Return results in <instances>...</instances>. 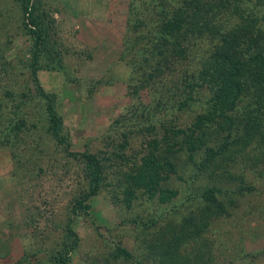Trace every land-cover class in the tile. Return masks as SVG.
Wrapping results in <instances>:
<instances>
[{"label":"rangeland","instance_id":"obj_1","mask_svg":"<svg viewBox=\"0 0 264 264\" xmlns=\"http://www.w3.org/2000/svg\"><path fill=\"white\" fill-rule=\"evenodd\" d=\"M36 2L52 19L50 37L60 56L58 67L44 66L47 59L40 57L37 81L53 93L70 148L102 158L103 180L88 199L87 212L74 216L77 240L71 248L65 224L86 184L82 163L47 132L43 102L34 93L26 63L29 39L18 4L0 0V264H54L64 249H69L64 264H159L146 246L159 230L163 238L178 237L175 256L181 264H264V116L255 136L218 158L212 172L196 173L181 151L175 172L162 181L177 190L169 201L139 195L126 206L115 184L124 162L138 157L150 136L140 129L148 123L140 113L150 114L158 133L161 122L186 126L204 110L207 90L200 88L189 105L178 109L176 95L172 105L156 107L154 84L138 86L124 38L133 7H148L145 0ZM197 41L189 69L205 45L204 39ZM242 102L238 116L246 109ZM212 129L211 138L222 140ZM122 131L126 143L119 147ZM113 150L127 159L112 155ZM241 183L250 189L237 192ZM211 184L221 188L217 195L224 210L205 215L206 225L194 234L180 221L196 212L202 187ZM141 221L148 223L144 231ZM117 245L131 256L117 254Z\"/></svg>","mask_w":264,"mask_h":264},{"label":"trees","instance_id":"obj_2","mask_svg":"<svg viewBox=\"0 0 264 264\" xmlns=\"http://www.w3.org/2000/svg\"><path fill=\"white\" fill-rule=\"evenodd\" d=\"M15 1L20 10L21 25L29 39L26 63L34 93L43 102L46 130L66 154L81 161L86 178L85 187L74 198L65 224L69 247L72 248L77 240L72 221L77 212L89 209L88 199L101 187L104 165L98 154L70 148V139L63 130L53 93L44 90L37 81L36 70L41 67L42 55L47 59L44 66L58 67L60 64V56L50 37L51 17L38 8L36 0ZM145 2L148 7L144 9L135 11L133 7L134 18L129 20L124 38L126 55L136 68L132 76L135 75L138 86L154 84L157 94L153 92L151 101L156 107L165 102L172 105L176 95V108H183L195 99L200 88L206 89L208 96L204 110L197 112L183 127L161 122L158 133L150 114L140 113L148 120L140 129L151 132L150 136L145 138L144 151L124 162L125 168L115 184L116 194H121V201L126 206L139 195L169 201L177 190L162 185V181L175 172L181 151L186 153V159L195 167L196 173L212 172L218 165V158L238 150L255 136L264 116V0ZM149 9L152 12L147 16ZM198 39H204L205 45L197 65L189 69L187 64L193 56L191 47ZM240 102L246 109L238 116L235 110ZM131 123V119L126 122L128 126ZM17 127L18 123H15L13 128ZM210 128L214 134H220L222 140L212 139L215 136L211 135ZM120 134L123 138L117 146L124 147L126 133L122 131ZM201 153L200 158L196 157ZM111 154L127 159L120 151L113 150ZM243 189H250V186L241 183L236 191ZM219 192L221 188L215 184L203 186L196 212L191 211L182 217V227L197 234L207 223L205 215L223 211L224 203L218 198ZM226 201L231 202V199ZM140 224L144 231L148 223L141 221ZM157 234L154 241L146 244L150 250L148 253L154 252L159 264H181L175 256L178 237L163 238L161 230ZM68 250L57 255L54 264H64ZM115 251L125 259L131 256V252L120 245Z\"/></svg>","mask_w":264,"mask_h":264}]
</instances>
